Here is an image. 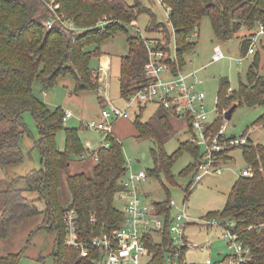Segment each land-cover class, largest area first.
I'll list each match as a JSON object with an SVG mask.
<instances>
[{"label": "trees", "instance_id": "1", "mask_svg": "<svg viewBox=\"0 0 264 264\" xmlns=\"http://www.w3.org/2000/svg\"><path fill=\"white\" fill-rule=\"evenodd\" d=\"M163 2L171 10V28L157 21L156 14L145 0H134L133 5L127 0H0V168L24 163V138L33 141L40 156V167L19 178L18 181H24V188H17L18 182L15 181L0 191V244L10 237L13 228L41 217L38 230L47 229L57 234L52 254L54 264H95L102 250L93 245L94 237L105 235L115 239L124 220V212L115 206L130 170L123 145L112 134L105 136L109 147L102 146L95 151L87 149L79 129L64 128L65 112L62 109L52 111L38 99L34 93L36 84L45 92L55 87L60 77L72 76L75 93L98 91L99 83L103 81H99L98 73L91 70L90 64L93 59L103 56L100 45L117 32L127 33L126 27L141 15L149 17L151 33L154 30L160 33V37L151 38L155 41L154 51L164 52L169 59L176 47L178 64L172 65L174 70L184 68V56L197 46L192 38L195 34L199 36L198 29L204 18H209L219 43H226L244 26L253 35L259 23L264 25V0ZM52 4H58L59 9L53 11ZM62 15L66 19H62ZM104 19L111 20V23L102 29L98 24ZM49 20L54 21L51 29L47 25ZM64 21L72 22L78 30H68ZM127 41L129 51L121 60L119 75L122 98L152 82L145 73L149 62L145 44L140 38L129 37ZM249 46L248 40H242V56ZM90 47L95 49L87 51ZM259 62L256 56L247 73V83H241L237 91L233 89L228 93L230 84L222 80L217 95L218 112L234 106L264 108V76L259 75ZM159 110L165 114L158 118L157 125L142 122L141 114L134 125L138 138L153 139L158 146L152 152L154 169L148 175L151 178L164 175L166 183L175 185L171 170L181 155L187 152L192 157L190 165L180 174L188 177L194 173L205 153L202 147L187 141L174 154L168 155L164 143L175 132L169 114L162 108ZM25 113L32 115L37 139L24 119ZM184 120L191 134V121L189 118ZM222 123L214 121L210 125L213 134L219 131ZM255 125H264V112ZM63 130L65 145L61 151L56 138ZM236 138H222L224 160L229 161L227 153L239 146L245 162L256 172L253 177H241L235 182L222 216L237 222L241 237L251 249L247 264H264V146L256 145L252 140L242 144ZM86 156L97 159L92 176L80 173L66 177L71 201L63 206L60 176L68 172L74 159ZM260 168L262 173L257 170ZM161 185L165 198L153 205L157 215L165 216V224L161 231L150 233L145 239L152 256L150 264H167L168 260H174L176 252L171 237V194L163 182ZM193 185L192 180L185 188V201L189 199ZM26 193H36L37 198L29 199ZM39 203L44 204L43 209ZM72 212L76 213L73 224L78 247L66 244L68 224L65 217ZM215 218L218 216L210 215L206 219ZM249 227L252 229L247 230ZM186 250L187 244L183 247V255ZM20 261L21 254H4L0 246V264H19Z\"/></svg>", "mask_w": 264, "mask_h": 264}, {"label": "rangeland", "instance_id": "2", "mask_svg": "<svg viewBox=\"0 0 264 264\" xmlns=\"http://www.w3.org/2000/svg\"><path fill=\"white\" fill-rule=\"evenodd\" d=\"M127 2L130 5L134 4V0H127ZM145 2L156 14L157 21L171 28L166 12L158 1L145 0ZM149 24V17L141 15L139 19L133 20L126 27L127 33L117 32L100 45L103 56L100 59H93L90 64L91 70L98 73L99 81L100 79L103 81V83H99L98 91L85 90L75 93V81L72 76L60 77L55 87L45 92L42 91L39 85L36 84L34 86L35 95L50 110L62 109L64 112H71L72 117L64 121V128L79 129L83 145L90 151L97 150L106 142L105 132L89 126L93 121H97L99 125L103 123V120H99L98 117L102 113L106 97L114 106L121 109L125 108V101L120 93L119 75L121 60L129 51L128 38L138 39L140 38L139 35H142L146 39L151 40V38L160 37L159 32L155 30L153 31L154 33L150 32ZM198 33H200L199 37L194 36L192 38L193 41L198 43L197 46L184 56L186 63L184 73L189 74L199 70L198 77L204 82L201 90L207 96L205 100V108L208 112L207 122L213 123L217 119V113L212 102L217 98L222 80H227L230 88L237 91L241 83H247V73L256 56L259 57L260 61L259 75L264 76V39L260 37L257 40L255 55L244 61L241 66H238L233 59H238L242 56V40H248L252 36L245 26L226 43H219L213 32L211 22L206 17L202 20ZM217 46L222 49L228 59L211 64L213 49ZM94 49L95 47H90L87 51H93ZM100 67L106 69L104 75L99 72ZM229 110H226L225 113ZM263 112V107H238L233 113L231 120L222 123V125L224 123L227 125L226 135L237 137L238 142L242 144H246L250 139L256 145L264 146V125H255ZM139 114H141L142 122H150L157 125L158 118L165 113L160 111L155 104H148L139 112L135 108L130 119H118L111 122V125L113 126V135L123 145L127 161L131 162L129 164L132 171L136 173L145 172L147 175V180L142 186L145 202L152 206L165 198L161 185V182H163L170 191L171 200L176 204V207L172 209L173 213L185 205L191 220L183 230V236L187 244L184 258L196 264H206L207 261L215 263L226 259L231 251L228 248L225 231L220 225H209L206 218L210 215H217L218 222L221 224L228 220V218L222 216L228 196L235 182L241 177L242 171L248 167L243 158L242 149L238 146L235 150L227 153L230 160L224 166L225 172L223 176H208L203 178L198 184L194 182L190 190L189 199L185 201V188L193 180L194 173H191L188 177H182L180 174L192 162L191 155L184 152L173 166L171 172L175 177V185L166 183L164 175H161L160 178H151L148 174L154 169L152 152L156 151L158 146L153 139L138 138L134 122L140 116ZM169 116L175 133L165 141L164 149L168 155H172L182 143L190 142L191 134L188 132L187 122L184 119L171 114ZM24 119L30 126L34 138L37 139L38 133L32 115L25 113ZM56 142L59 150L62 151L65 145L64 130L58 133ZM22 149L25 154L24 163L10 166L7 169L0 168V191L15 181L18 182L17 188H24L25 183H23V180L18 181L19 178L26 177L31 171L40 167L39 151L35 149L31 139H23ZM95 160V158L87 156L82 159H74L68 172L61 174L60 198L63 206L68 205L71 201L66 177L80 173L91 177L93 167L96 165ZM254 170L256 172L255 168ZM257 170L260 173L263 172L262 168ZM25 195L29 199L37 198L36 193H26ZM124 205L125 202L123 200L116 198L115 206L119 210L123 211ZM39 206L42 209L44 208V204L39 203ZM41 222L42 218L38 217L22 226L13 228L10 237L0 244L3 253L21 254L19 264H54L52 254L57 234L47 229L38 230ZM180 230L181 228H174L173 232H179ZM156 238L159 239L158 236ZM148 261L149 257H146L143 260V264H147ZM128 264L133 263L130 262Z\"/></svg>", "mask_w": 264, "mask_h": 264}, {"label": "built area", "instance_id": "3", "mask_svg": "<svg viewBox=\"0 0 264 264\" xmlns=\"http://www.w3.org/2000/svg\"><path fill=\"white\" fill-rule=\"evenodd\" d=\"M157 1L164 8L168 17V23L170 24V8L164 4L163 0ZM50 8L56 11L59 9V5L52 4ZM62 19H66L65 16L62 15ZM110 23L111 20L104 19L99 22L98 26L103 29ZM53 24L54 21L49 20L47 22L48 28L51 29ZM63 25L68 30L74 32L78 30L72 22L64 21ZM138 33L140 34L139 31ZM195 35L197 36V34ZM262 36H264V25L259 23L258 28L248 39L250 46L246 54L238 59H233V61H235L237 65H241L244 61L249 60L250 56L255 55V45L257 40ZM139 37L149 52V62L145 67V73L152 79V82L137 92L123 98L125 101L124 109L114 106L106 97V103L103 106L101 115L98 117L99 120H103V123L99 125L97 121H93L89 126L95 129H101L105 132V136L112 135L113 126L111 122L118 119H130L135 108H137L139 112L145 105L155 104L158 109L162 108L168 114L182 119L189 118L191 121L192 133L190 141L202 147L205 153L204 158L194 171L193 184L194 182L198 184L203 178L208 176H223L225 172L224 166L227 161L224 160L225 155L223 154L225 145L221 142L222 138H225L227 125L224 123L216 134H213L212 130H210L209 127L211 124L209 125L207 122L208 112L205 108L207 96L206 93L201 90L204 82L198 77L199 70H195L189 74L184 73V68H177V70H174L172 65L178 64L175 46L171 57L168 59L164 52H156L152 49L154 48V42L152 40L146 39L142 35H139ZM223 59L228 58L219 46L215 47L210 63L213 64ZM99 72L104 75L106 69L100 67ZM232 91V88L228 89V93ZM212 103L217 113V119L215 121L226 122L225 111L220 113L217 110L218 97ZM71 117V112H65L64 121H67ZM103 146L107 148L109 144L105 142ZM129 163L131 164V162H128L130 170L123 182L124 190L116 197L125 202L123 210L124 220L115 239L105 235H96L94 237L93 245L102 250V254L95 264H128L130 262L133 264H143V260H145L146 257H149L147 264H150L152 256L146 246L145 239L148 234L159 232L164 228L165 216L157 215L154 205L149 206L144 200L142 186L147 180L146 173L133 172ZM254 174V168L248 165V167L242 171L241 177H253ZM175 207V202L171 200L169 204V208L171 209V237L176 252L174 254V260H168L167 264H196L187 261L184 258L185 255L182 253L183 247L186 245L183 230L191 220L187 214L185 205L182 208H178L177 212L173 213L172 209ZM75 215L76 213L72 212L65 217V222L68 224L66 244L68 246L78 247L74 236L75 227L73 220ZM208 223L211 226L220 225L225 231L228 248L231 253L226 259H223V264H226V262L227 264H247L251 258V249L241 237L237 229V222L228 219L221 224L218 222V219L215 218L208 220ZM174 228H181V230L174 233ZM251 229L252 227H249L247 230ZM206 264H213V262L207 261Z\"/></svg>", "mask_w": 264, "mask_h": 264}, {"label": "water", "instance_id": "4", "mask_svg": "<svg viewBox=\"0 0 264 264\" xmlns=\"http://www.w3.org/2000/svg\"><path fill=\"white\" fill-rule=\"evenodd\" d=\"M236 108H237V107L234 106L233 108H231L229 111H227V112L225 113V119H226V121L231 120V118H232V114H233V112H234V110H235Z\"/></svg>", "mask_w": 264, "mask_h": 264}, {"label": "crops", "instance_id": "5", "mask_svg": "<svg viewBox=\"0 0 264 264\" xmlns=\"http://www.w3.org/2000/svg\"><path fill=\"white\" fill-rule=\"evenodd\" d=\"M199 36H200V33H199ZM199 36H198V37H199ZM261 39H264V36H262ZM214 48H215V47H214ZM213 50H214V49H213ZM250 58H251V56H250ZM250 58H249V59H250ZM254 58H255V57H254ZM238 66H241V65H238ZM208 123H209V122H208ZM210 124H212V123H209V125H210ZM226 132H227V130H226ZM226 132H225V137H226V138H230V137H232V136H227V135H226ZM249 140H250V139H249ZM240 143H241V142H240ZM95 161H96V160H95ZM131 170H132V169H131Z\"/></svg>", "mask_w": 264, "mask_h": 264}]
</instances>
